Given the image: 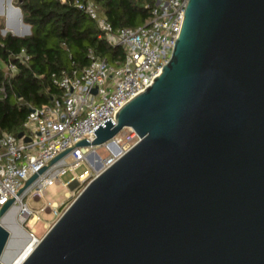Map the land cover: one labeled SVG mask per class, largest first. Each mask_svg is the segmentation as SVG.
<instances>
[{"label":"water","instance_id":"water-1","mask_svg":"<svg viewBox=\"0 0 264 264\" xmlns=\"http://www.w3.org/2000/svg\"><path fill=\"white\" fill-rule=\"evenodd\" d=\"M13 9L8 0L0 10L8 27ZM18 9L27 29L16 34H31ZM116 117L4 203L0 264L15 197L74 146L109 142L118 154L111 139L125 127L138 142L90 180L21 264H264V0H188L161 73Z\"/></svg>","mask_w":264,"mask_h":264},{"label":"built area","instance_id":"built-area-1","mask_svg":"<svg viewBox=\"0 0 264 264\" xmlns=\"http://www.w3.org/2000/svg\"><path fill=\"white\" fill-rule=\"evenodd\" d=\"M60 1L75 5L95 19L101 36L123 48L124 59L120 65L114 66L90 49L87 65L62 68L52 74L53 83L61 88L62 95L53 96L49 103L31 107L23 123L22 137L10 131L0 135V209L17 194L28 178L59 153L84 138L89 141L95 139L94 130L108 118L116 123L120 108L154 82L180 35L188 2L155 0L154 3L146 4L151 15L143 24L116 28L93 0ZM18 58L22 63H27L30 55L23 48ZM5 68L9 75L18 71L14 62ZM0 92L5 93L4 86L0 87ZM26 137H30V140L27 141ZM139 139L132 127H125L113 136L111 140L120 148V152L108 162L105 160V168ZM102 145L111 147L109 142ZM97 147L74 146L62 159L41 172L23 193L18 194L14 205L18 207L19 223H35L40 219V213L48 208L58 213L57 202L46 200L44 206L37 209L29 201L45 199L48 186L61 182V176L69 170L74 171V175L64 182L65 185L92 175L94 169L88 155L92 153L94 161H101L102 156ZM83 163L89 167L81 173H75V169ZM31 229L34 231L32 225ZM30 234L34 236L33 232Z\"/></svg>","mask_w":264,"mask_h":264},{"label":"trees","instance_id":"trees-1","mask_svg":"<svg viewBox=\"0 0 264 264\" xmlns=\"http://www.w3.org/2000/svg\"><path fill=\"white\" fill-rule=\"evenodd\" d=\"M114 27H136L151 15L147 3L155 0H93ZM23 20L30 24L31 34L20 36L1 32L0 23V135L4 131L19 134L24 130L32 106L60 97L62 90L53 83L52 74L62 68L83 67L89 63L93 49L114 66L123 62L124 50L102 37L95 19L84 10L60 0H18ZM25 48L30 55L22 63L18 54ZM18 66L14 75L4 67Z\"/></svg>","mask_w":264,"mask_h":264},{"label":"rangeland","instance_id":"rangeland-1","mask_svg":"<svg viewBox=\"0 0 264 264\" xmlns=\"http://www.w3.org/2000/svg\"><path fill=\"white\" fill-rule=\"evenodd\" d=\"M17 1L18 0H13L14 5L16 6ZM1 22L4 23V27L1 29V32L3 34L7 33L4 32V29H7L8 31H11L12 33L16 34V32L13 31L14 27L12 29V27L10 28L7 26L6 15L0 17V23ZM4 69L6 68L4 67ZM96 149L102 156V164L99 170L93 167L94 173L87 177L85 180H75L71 182L70 185H65L64 182L69 181L74 175V171L69 170L67 173L61 176V182L48 186L45 199H30L29 201L30 205L37 209H40L42 206H44L46 200L50 202H57L59 205L58 213H55L50 208H48L46 211L40 213V219L36 220L35 223L32 222L30 225L19 224L17 223L18 207L16 205H13L12 207L16 206L17 209L12 207V209L10 208L9 211L12 210V212L8 216V219L10 218V221L9 223L7 221H4V224L6 226H8L9 224H13L12 228L10 229L12 232V236L3 256V261L5 263L20 264L22 259L36 245L37 239L40 240L51 229V227L55 224L59 217L73 202V200L80 194V192L85 188V186L90 182V180L95 177V174L105 168V160L108 162L111 157L118 155H116L115 151L113 150V147L108 148L101 145L98 146ZM88 167L89 165L87 163H83L75 169V173H81ZM31 225L34 231H32ZM30 232H33L34 236H32ZM8 253L9 255H7Z\"/></svg>","mask_w":264,"mask_h":264},{"label":"bare ground","instance_id":"bare-ground-1","mask_svg":"<svg viewBox=\"0 0 264 264\" xmlns=\"http://www.w3.org/2000/svg\"><path fill=\"white\" fill-rule=\"evenodd\" d=\"M14 10V9H13ZM18 14H20V10L19 9H15L14 11H10L9 12V20H10V24H12V23H14V21H15V17L18 15ZM18 18V17H17ZM21 22V21H20ZM17 23V22H16ZM20 25H21V28H20ZM20 25H17L16 24V26H15V29H13L15 32L16 31H19L20 33H22V32H24L26 29H27V26H25V25H23V23H20ZM12 27V25L10 26V28ZM95 162H100L99 161V159H96L95 160ZM12 208H15V209H17V207L16 206H14V207H12ZM11 208V209H12ZM12 212V210L11 211H9V212H7L6 213V215L3 217V219H2V222H3V224H4V221H7L8 223H9V219H8V216H9V214ZM12 219V218H11ZM6 222V223H7ZM5 225V224H4ZM13 225V224H12ZM12 225L11 224H9L7 227L9 228V229H11L12 228ZM37 244V243H36ZM36 246V245H35ZM35 246L33 247V249L35 248ZM32 249V250H33ZM32 250L22 259V261L20 262V264L24 261V259H26L27 258V256L32 252ZM7 255H9V253L7 254Z\"/></svg>","mask_w":264,"mask_h":264},{"label":"crops","instance_id":"crops-1","mask_svg":"<svg viewBox=\"0 0 264 264\" xmlns=\"http://www.w3.org/2000/svg\"><path fill=\"white\" fill-rule=\"evenodd\" d=\"M12 1V3H13V0H11ZM14 4V3H13ZM8 6V0H0V10L2 9V7L4 8V7H7ZM17 9L18 8H20L19 6H16V5H14ZM21 9V8H20ZM15 10V9H14ZM14 10H12V11H14ZM22 11V10H21ZM3 15H6V13H0V17H2ZM19 16V14L15 17V21H14V23H12L11 25H12V29H13V27H14V29H15V26H16V22H18V17ZM18 17V18H17ZM6 20H7V15H6ZM23 22H24V20H23ZM20 23H22V22H20ZM25 23V22H24ZM20 28H21V25H20ZM14 31V30H13ZM31 31H32V28H31Z\"/></svg>","mask_w":264,"mask_h":264}]
</instances>
